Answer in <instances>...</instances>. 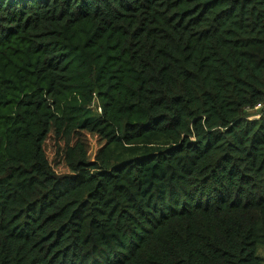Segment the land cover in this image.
Listing matches in <instances>:
<instances>
[{
    "label": "trees",
    "instance_id": "16d2710c",
    "mask_svg": "<svg viewBox=\"0 0 264 264\" xmlns=\"http://www.w3.org/2000/svg\"><path fill=\"white\" fill-rule=\"evenodd\" d=\"M258 104L264 0H0V264H264Z\"/></svg>",
    "mask_w": 264,
    "mask_h": 264
},
{
    "label": "rangeland",
    "instance_id": "374dc122",
    "mask_svg": "<svg viewBox=\"0 0 264 264\" xmlns=\"http://www.w3.org/2000/svg\"><path fill=\"white\" fill-rule=\"evenodd\" d=\"M256 111H258V110H256ZM257 115H258L257 113H254V115H252V116L254 117ZM85 139L87 140L88 144L91 147V154L93 156L99 147V143L95 138L87 136V135H85ZM47 153H48V156L51 159V161L54 163L56 156H55V145H54V142L52 140H50L48 143ZM56 167L58 168V170H62V171L65 170V168L62 165H56ZM259 255L264 258V246H261L259 248Z\"/></svg>",
    "mask_w": 264,
    "mask_h": 264
},
{
    "label": "built area",
    "instance_id": "2783aa9c",
    "mask_svg": "<svg viewBox=\"0 0 264 264\" xmlns=\"http://www.w3.org/2000/svg\"><path fill=\"white\" fill-rule=\"evenodd\" d=\"M263 107H264L263 104H258L254 110H255V111H256V110H260V109L263 108Z\"/></svg>",
    "mask_w": 264,
    "mask_h": 264
}]
</instances>
